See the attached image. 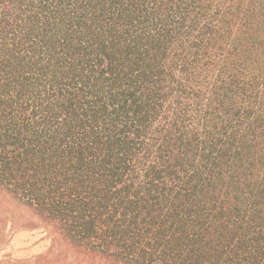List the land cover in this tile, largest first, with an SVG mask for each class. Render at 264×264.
Returning a JSON list of instances; mask_svg holds the SVG:
<instances>
[{"label": "trees", "instance_id": "obj_1", "mask_svg": "<svg viewBox=\"0 0 264 264\" xmlns=\"http://www.w3.org/2000/svg\"><path fill=\"white\" fill-rule=\"evenodd\" d=\"M0 191L104 264H264V0H0Z\"/></svg>", "mask_w": 264, "mask_h": 264}, {"label": "rangeland", "instance_id": "obj_2", "mask_svg": "<svg viewBox=\"0 0 264 264\" xmlns=\"http://www.w3.org/2000/svg\"><path fill=\"white\" fill-rule=\"evenodd\" d=\"M36 244L24 256V250ZM0 264L104 263L75 253L49 226L0 191Z\"/></svg>", "mask_w": 264, "mask_h": 264}, {"label": "crops", "instance_id": "obj_3", "mask_svg": "<svg viewBox=\"0 0 264 264\" xmlns=\"http://www.w3.org/2000/svg\"><path fill=\"white\" fill-rule=\"evenodd\" d=\"M40 244H36V245H33L32 247H30V248H28V249H26V250H24V256L26 255V253H27V251H29V250H32V249H36L37 248V246H39Z\"/></svg>", "mask_w": 264, "mask_h": 264}]
</instances>
